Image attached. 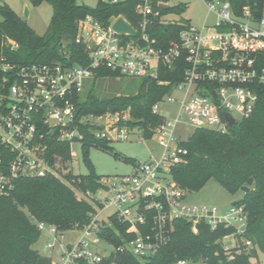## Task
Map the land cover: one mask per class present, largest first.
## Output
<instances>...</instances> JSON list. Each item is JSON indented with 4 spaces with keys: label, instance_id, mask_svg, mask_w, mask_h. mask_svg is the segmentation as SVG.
<instances>
[{
    "label": "built area",
    "instance_id": "obj_1",
    "mask_svg": "<svg viewBox=\"0 0 264 264\" xmlns=\"http://www.w3.org/2000/svg\"><path fill=\"white\" fill-rule=\"evenodd\" d=\"M153 3L154 0H141L136 7L140 16L138 27L134 26L138 37L119 34L112 23L105 25L92 15L80 20L76 41L85 48L90 60L87 65L63 61L19 64L5 55L0 57V196L9 195L21 176L60 177L62 170L70 171L67 160L47 155L46 138L71 145L83 143L87 136L84 128L95 138L109 142L129 138L135 129L129 124V110L78 116L87 85L100 70L159 80L161 66L172 68L180 58L187 64L184 79L153 106V112L163 119L154 131L164 147L161 157L137 162L134 170L118 181L101 178V186L95 192L81 193L98 204L89 221L76 228L81 231L78 238L67 240L68 231L55 224L37 222L41 231L49 232L46 247L51 264H100L110 256L118 258L122 254L146 262L168 240V222L174 218L191 221L194 232H198L202 222L212 229L220 225L236 228L218 240L227 254V260L218 264H230L241 247L253 246L246 236L248 212L244 204H232L220 211L213 206L186 203L190 192L172 175V168L186 162L189 153L173 129L180 118H168L159 111L160 103H173L177 100L174 92L184 91L180 110L197 128L227 132L231 124L226 113L235 123L251 116L259 97L257 85L264 83V66L259 64L264 53V15L257 19L249 6L238 15L227 0H206L208 9L217 16L216 22L186 24L179 39L162 49L147 33L154 22H167L160 4ZM3 5L5 0H0V8ZM138 38L145 39L147 45L141 46ZM4 44L13 51L19 48V43L9 36ZM107 208H112V212L102 217ZM112 217L128 224L127 233L136 236L120 245L112 243L104 236L105 230L113 227ZM148 218H152V233L144 234L141 227ZM115 234L120 235L117 230ZM102 241L111 249L100 247ZM112 264H120V260H113ZM170 264L217 263L181 258Z\"/></svg>",
    "mask_w": 264,
    "mask_h": 264
},
{
    "label": "trees",
    "instance_id": "obj_2",
    "mask_svg": "<svg viewBox=\"0 0 264 264\" xmlns=\"http://www.w3.org/2000/svg\"><path fill=\"white\" fill-rule=\"evenodd\" d=\"M34 5L48 2L53 7V15L44 35L37 34L8 4L1 6L0 15V57L7 56L10 61L27 63H53L63 61L67 64H89L90 60L82 44L77 43L78 23L87 15H92L105 25L111 17L123 16L133 26L138 27L140 16L136 11L141 0H125L109 3L99 0L95 7L79 3L78 0H30ZM170 0H154L153 4H167ZM232 4L236 14L240 15L245 6H249L257 19L264 15V0H227ZM158 6V5H156ZM186 9L185 3H179L169 9L162 8L165 15L171 11L181 13ZM188 23L156 21L147 33L156 40V46L168 48L170 43L179 39L183 27ZM141 32V31H140ZM9 36L19 43L15 51L5 44ZM259 64L264 66V53ZM184 58H180L172 68L161 66L159 80L168 81L160 84L159 80L142 78L134 93L101 98L85 92L79 104L78 116L85 114H102L108 111L129 110L132 128L143 132L144 138L153 135V129L162 122V117L153 112V106L173 86L184 79L186 68ZM103 77L119 76L108 69H102L94 77V83ZM259 94L254 112L248 118L231 125L227 132L209 128H197L181 145L188 149L187 162L172 168L174 180L183 188L199 190L210 179H215L232 193L249 187L245 197L233 204H244L248 212L246 236L253 246L241 247L236 259L230 264H261L258 251L264 252V83L257 85ZM86 138L83 141V153L89 173L72 174L64 177L54 175L21 176L15 180L9 195L0 196V264H51L50 258L33 248L42 231L37 222L55 224L64 231L82 227L89 221L90 214L96 210L97 202L88 200L78 193L95 192L100 186L101 176L94 169L89 157L92 147L111 151L107 139H97L84 128ZM49 145L47 155H58L63 161L71 158V143L46 138ZM119 156V154H115ZM124 160H131L121 156ZM113 227L105 230L104 236L115 245L136 235L128 234V224L119 223L112 217ZM152 218L141 227L144 234L152 233ZM168 240L157 253L146 260L148 264H170L181 258L195 260L206 259L211 263L226 261L227 254L219 239L234 233V226L220 225L215 229L204 222L198 225V232L192 229V222L185 218H174L168 222ZM120 235H116L115 231ZM113 236V237H112ZM141 264L132 255L122 254L118 258L110 256L100 264ZM252 259H256L253 261Z\"/></svg>",
    "mask_w": 264,
    "mask_h": 264
},
{
    "label": "rangeland",
    "instance_id": "obj_3",
    "mask_svg": "<svg viewBox=\"0 0 264 264\" xmlns=\"http://www.w3.org/2000/svg\"><path fill=\"white\" fill-rule=\"evenodd\" d=\"M98 1L99 0H78L79 3H84L91 7H95ZM5 3L23 17L27 24L37 34L44 35L46 33L53 15V7L51 4L42 2L39 5H34L30 0H5ZM179 3H185L186 9L181 13L171 11L165 14L164 18L166 21L181 24L189 22L202 25L203 23L212 24L217 20L216 14L208 9L206 0H170L168 5L173 6ZM26 6L30 9V15L28 17L24 15ZM0 20H3L2 16H0ZM141 80L142 78H131L126 76L103 77L99 78L94 83L93 78L89 81L86 92L89 93L94 87L93 93L101 98L130 94L137 91ZM184 95V91L174 92L173 97L177 100L173 103H160L162 106L159 111L161 115L168 118H180L173 129L175 136L181 140H187L197 129V127L191 123L189 117L180 110ZM155 127L153 129L154 131ZM154 131L152 137L144 138L143 132L135 128L129 138L109 142L108 146L111 148L110 152L97 147L90 148L89 157L95 172L102 178H108L110 182L113 180L118 181L122 176L131 173L137 162H146L151 157L160 158L163 154L164 147L161 144L160 136L154 134ZM71 148L72 156L67 160L70 171L62 170L61 172L63 178L66 176L64 178L66 182H71L67 177L70 172L78 175H86L89 173V168L84 160L83 144L81 142H75L71 145ZM115 154H119V156ZM121 156L131 160L126 161L121 158ZM109 195V193L106 194V196ZM80 196L81 194L78 193V197ZM244 197L245 191L243 189L232 193L215 179H210L201 189L190 190L186 203L213 206L220 211H224L229 209L235 201H239ZM111 212L112 208H107L102 212L101 216L107 217ZM80 235L81 231L78 229L69 230L67 232V240L76 239ZM49 238V232L47 230L42 231L40 239L33 245V248L39 250L41 253L48 254L46 246ZM100 247H105L107 250L111 249V246L105 241L101 242ZM258 254L261 264H264V252L259 250ZM252 260L256 261V259ZM141 264L148 263L141 262Z\"/></svg>",
    "mask_w": 264,
    "mask_h": 264
},
{
    "label": "water",
    "instance_id": "obj_4",
    "mask_svg": "<svg viewBox=\"0 0 264 264\" xmlns=\"http://www.w3.org/2000/svg\"><path fill=\"white\" fill-rule=\"evenodd\" d=\"M160 7L163 9H169V5L167 4H160ZM24 15L26 17H28L30 15V9L26 6L25 8V12ZM109 23L113 24V29L122 35H131L133 37H138L139 32L138 30L133 26V24H131L126 18H124L123 16H119L117 18H115L114 16L111 17L109 19ZM138 43L141 46H146L147 45V41L143 38H138ZM226 117L228 118L229 122L231 125L235 124V119L226 113ZM244 191L248 192L249 191V187L244 186L242 188Z\"/></svg>",
    "mask_w": 264,
    "mask_h": 264
},
{
    "label": "crops",
    "instance_id": "obj_5",
    "mask_svg": "<svg viewBox=\"0 0 264 264\" xmlns=\"http://www.w3.org/2000/svg\"><path fill=\"white\" fill-rule=\"evenodd\" d=\"M40 253H41V252H40ZM41 254L44 255V256H47V257L49 256V253H48V254L41 253Z\"/></svg>",
    "mask_w": 264,
    "mask_h": 264
}]
</instances>
